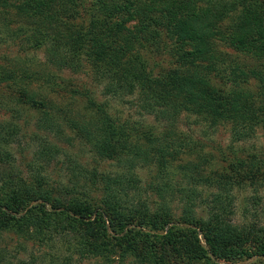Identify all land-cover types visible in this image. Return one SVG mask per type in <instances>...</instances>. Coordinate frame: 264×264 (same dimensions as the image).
<instances>
[{
    "label": "trees",
    "instance_id": "16d2710c",
    "mask_svg": "<svg viewBox=\"0 0 264 264\" xmlns=\"http://www.w3.org/2000/svg\"><path fill=\"white\" fill-rule=\"evenodd\" d=\"M0 45L16 57L42 53L0 64V86L38 111L27 134L37 170L63 153L51 136L69 133L115 163L95 174L74 161L70 187L82 194L55 196L45 175L9 173L19 130L0 121V264H264V229L227 219L234 193L264 187V157L234 155L215 172L220 162L212 167L204 142L181 128L193 118L201 131L224 129L230 150L264 131V0H0ZM65 96L85 99L83 111L59 106ZM139 171L150 173L144 187ZM201 181L213 191L206 219ZM4 235L17 237L14 247Z\"/></svg>",
    "mask_w": 264,
    "mask_h": 264
},
{
    "label": "rangeland",
    "instance_id": "374dc122",
    "mask_svg": "<svg viewBox=\"0 0 264 264\" xmlns=\"http://www.w3.org/2000/svg\"><path fill=\"white\" fill-rule=\"evenodd\" d=\"M16 52H19L17 48H7L6 45H0V64H7L10 67V63L15 62L20 67L22 62L26 60L32 59L33 62H38L42 58V53L38 52L36 53L34 59V55L29 54L28 56L21 55L20 57H16ZM228 52V51H227ZM65 78L72 81V84L77 85L76 87L80 88L81 83L85 85V87L88 88H94V83L91 82V79L86 76H72L70 74L65 75ZM97 91V90H96ZM20 89L13 88L7 83H4L2 86H0V102L2 106H0V121L9 120L10 122H13L15 127L17 126V129L19 130L18 133V139L17 143H15L12 150H9L12 153V161H11V167L9 169V173L17 174L20 178H25L27 181L29 177H31V170H34L33 174L36 175H45L48 179L49 184L53 186V192L54 195L57 196L58 190L60 188H67V190L73 189L74 195H76V192L79 194H82V191H80V185L78 187L71 188L70 186L76 185L72 180H75V178H69L70 171L68 167L74 168L75 164L74 161L78 162L79 165L84 166L91 169L92 173L98 174L99 172H111L115 170V163L111 160H108L106 158H99L98 156H94L89 153L88 147L81 146L77 140L73 142L71 139H67L68 136L73 137V134L66 132V135L64 137V140L59 142L57 140L52 139L51 136L50 141L57 143L59 146H61L63 153L55 154V157L51 160L49 165L44 166L43 169L37 170V166H35V162L32 163L33 157V147L37 144V141L34 139L28 138V133L32 132V122L34 118L37 116V112L35 110H30V108H26L25 106L19 104L16 100L21 98ZM69 96H65L62 100L59 97H56L57 99H60L58 101L59 106L64 107L68 106L69 108L74 109L73 112L80 113L83 111V107L85 104V99L83 98H77L74 101H70L67 99ZM23 98V97H22ZM95 99L97 101H101L102 98L100 97L99 91L95 92ZM118 107V106H117ZM123 109H127L122 107ZM13 125V126H14ZM194 119L184 120L182 122V130L183 132L189 133L192 135V133H195V137L200 139L204 142V152L207 153V155L211 157V159L215 162H213V166L215 168L216 162H220L218 165V168L215 170V172L223 173L225 168L227 167V161L232 160V157L234 155H237L239 157H245L247 155H253L256 154L260 158L264 157V131L259 130L258 134L255 136V138L246 143L242 148L239 150L235 148V150H230L229 146H231V142L229 140V134L228 131L224 129H219L216 133H211L212 130L206 131V129H203L201 131L199 127L196 126ZM67 130V129H66ZM207 132L210 135H205L204 133ZM191 137V136H188ZM192 138V137H191ZM198 153V152H197ZM201 153V152H200ZM199 153V154H200ZM70 157V159L68 158ZM222 159H227L225 162H221ZM212 160L210 161L212 163ZM29 163L31 164V168H29L27 165ZM39 165V164H38ZM33 168V169H32ZM41 168V167H40ZM6 166H2L1 171L6 173ZM213 173V172H212ZM212 173L209 174L207 170L204 171V175L212 176ZM139 175L143 177V182L141 181V186H143V183L147 182V178L149 177L150 173L144 174V172L139 171ZM169 181V178H166ZM179 179L177 176L174 177V181ZM170 183V181H169ZM199 184H195L198 186V189L201 190L202 195L199 199V202L197 203V210L200 213V216L206 219L208 216H210L209 213V205H210V197L212 188L207 189V185L204 184L202 181L197 182ZM79 184H81V181H79ZM77 186V185H76ZM174 188L177 187V184L173 186ZM147 188V187H146ZM181 188V185H180ZM247 188V189H246ZM245 189H239L236 193H234L236 199H234L232 206L229 207L231 210L229 214H227V219L229 222L236 223V224H244L248 223L249 225H254V228L256 230L264 229V187L259 188L257 190H251L249 187H246ZM62 190V189H61ZM72 191V192H73ZM87 191H90L87 189ZM213 192V191H212ZM148 194H150V199H156L157 196L155 193H152L151 191H148ZM210 194V195H209ZM179 194L174 197L175 204H178L179 202ZM132 197V194L130 195ZM170 198H168L169 200ZM202 199H204L202 201ZM150 206H156L155 203H150ZM181 210H175L176 217L179 215ZM198 235L201 237V232L198 230ZM3 244L6 246L14 247L15 242H17L15 239L17 237L12 235H4L3 237ZM9 243V245H7ZM59 245L57 244V247ZM25 247V246H24ZM63 247H66V245H63ZM253 247L249 246L247 249H252ZM31 246H26V251H21L18 255V258H24L26 257L27 253L30 252ZM33 252H39L42 254L44 248L36 249L32 248ZM47 247H45V252H47ZM65 249H60L59 246V252L60 254H63ZM48 253V252H47ZM257 257L254 256L250 260H242L239 262V264H248L249 262L258 260ZM76 260H78V257H75ZM263 259V258H262ZM73 264H79L77 261L73 260ZM80 264H87L84 262H81Z\"/></svg>",
    "mask_w": 264,
    "mask_h": 264
}]
</instances>
